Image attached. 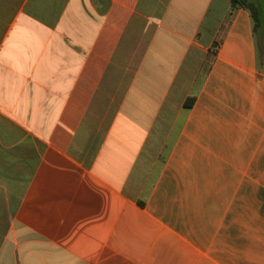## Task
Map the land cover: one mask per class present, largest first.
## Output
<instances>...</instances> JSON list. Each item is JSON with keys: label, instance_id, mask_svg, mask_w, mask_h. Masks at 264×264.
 Instances as JSON below:
<instances>
[{"label": "crops", "instance_id": "1", "mask_svg": "<svg viewBox=\"0 0 264 264\" xmlns=\"http://www.w3.org/2000/svg\"><path fill=\"white\" fill-rule=\"evenodd\" d=\"M254 28L232 0H0V264H264Z\"/></svg>", "mask_w": 264, "mask_h": 264}, {"label": "trees", "instance_id": "2", "mask_svg": "<svg viewBox=\"0 0 264 264\" xmlns=\"http://www.w3.org/2000/svg\"><path fill=\"white\" fill-rule=\"evenodd\" d=\"M232 4L234 8L241 7L249 10L255 23L254 29L257 31L262 24V7L258 0H232ZM193 101L194 99L189 100L187 107H191Z\"/></svg>", "mask_w": 264, "mask_h": 264}, {"label": "rangeland", "instance_id": "3", "mask_svg": "<svg viewBox=\"0 0 264 264\" xmlns=\"http://www.w3.org/2000/svg\"><path fill=\"white\" fill-rule=\"evenodd\" d=\"M258 2L261 4L262 7V24L257 30L259 57H260V61H262L264 60V37L262 38L264 34V0H258Z\"/></svg>", "mask_w": 264, "mask_h": 264}]
</instances>
